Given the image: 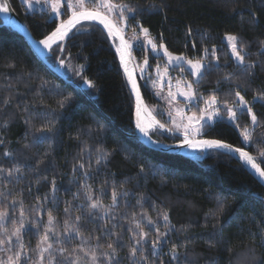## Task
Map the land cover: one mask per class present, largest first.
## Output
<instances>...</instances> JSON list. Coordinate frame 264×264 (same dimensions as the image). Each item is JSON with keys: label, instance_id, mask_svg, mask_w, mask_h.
Segmentation results:
<instances>
[{"label": "trees", "instance_id": "trees-1", "mask_svg": "<svg viewBox=\"0 0 264 264\" xmlns=\"http://www.w3.org/2000/svg\"><path fill=\"white\" fill-rule=\"evenodd\" d=\"M9 1L36 39L61 21L46 10L26 11L21 0ZM112 2L134 10L123 31L127 41L139 22L175 54L193 59L215 50L219 62L205 67L195 81L198 90L229 104L240 92L257 124L244 110L234 122L205 125L202 134L241 146L242 130L249 128L247 150L264 169V0ZM111 17L118 25V16ZM227 33L239 38L243 64L231 59L222 38ZM139 45L131 53L138 60L148 56L150 71L164 65L161 55ZM47 59L66 80L21 35L0 27V212L7 214L0 225L6 241L0 260L19 251L22 264L41 258L49 264L50 254L52 264H92L93 253L96 264H264V187L221 151L209 149L204 157L197 151L192 159L148 148L133 136L134 101L100 26L80 23ZM137 76L147 104L155 103ZM155 116L170 126L162 113ZM149 134L159 142L179 140L158 129ZM93 203L99 207L91 208ZM21 220L20 240L12 236L8 243ZM141 231L147 236L137 244ZM48 245L50 252L42 251Z\"/></svg>", "mask_w": 264, "mask_h": 264}, {"label": "snow or ice", "instance_id": "snow-or-ice-1", "mask_svg": "<svg viewBox=\"0 0 264 264\" xmlns=\"http://www.w3.org/2000/svg\"><path fill=\"white\" fill-rule=\"evenodd\" d=\"M25 4H30V0H24ZM39 2V0H37ZM63 0H44L45 4H49L51 6V11L55 14L56 17H60L62 15L61 11V5ZM85 0H67L66 7L68 10L71 11V15L66 20H61L59 24H57L55 30L44 39L40 40L39 43L42 44L45 48H51L52 43L55 40H63L66 36H68L70 33H72L75 29H77V25L80 24L81 21H93L98 23L99 25H102L103 29L107 30L108 36L112 37L113 35H120L122 29L118 28L116 24L112 22V20L109 18L110 14L117 13L119 15L120 20L126 21L128 17L125 15V12L133 13L134 10L130 8L127 4H115L112 3V0H95V10H89L84 7ZM10 11L9 4L7 0H0V13H7ZM140 31L144 34V36H148L149 29L141 27ZM226 39L229 41V46L232 50L233 56L239 61L240 64L244 63V57L241 55V50L238 49V37L235 35H226ZM147 43L152 46V51L156 52L158 50V46L153 42L152 39H148ZM131 47L130 43L121 37V44L120 47L117 48V53L119 54L120 63L121 66L124 68L125 73L128 75L129 83L131 84L132 90L135 93L136 96V102H137V122H136V128L139 129L141 133H143L145 136L148 135V131L145 128V126L141 123L139 119V114L141 111V105H142V98L140 96L139 86L137 85L136 81L132 77V73L129 72L128 69V63L131 60V52L129 51V48ZM159 49H163L164 55L168 58L169 64H172L174 61H181L184 58L182 56H173L172 53H170L167 48L164 46V44L159 45ZM61 51H63V48L61 47ZM147 59L145 60V64H147ZM186 63L189 65L191 74L196 77H200L203 74L204 70V64L201 61H192L187 60ZM60 64L63 65L64 61L60 60ZM85 83L88 84L90 87L92 86V82L90 80H85ZM187 88L189 89L188 92H181L180 95L185 96L186 99L189 101H192L196 99V93L193 90V86L191 83L187 84ZM169 96H172L174 98V94L169 92ZM235 96L238 98L236 101L233 102V105H226V111L228 113V120L229 121H235L237 119V112L235 109H239L241 112L244 111V109H247V112L249 116L251 117V121L253 125L257 124V117L253 113V110L251 107L248 106V102L245 100L244 96L240 94V92H236ZM206 103L213 107L217 105V97L212 96L210 97ZM221 112L218 108H215L213 111L209 112L207 109H201L200 116L197 117L195 114L188 117V124H176V129L180 130L181 127H183V136L184 139L181 141L182 144L187 145L188 147L194 148V149H208V148H217V149H228L231 151H234L235 153H239V158L241 161L245 162L247 165H250L252 169L255 170V172L258 174V176L261 179H264V169L261 168L260 164H257L255 162V159L252 155H250L247 151H245L243 148H235L233 149V146L230 144H226L222 142L221 140L217 139H201V140H195L193 139V133L199 134L202 132L203 128L205 127V121H213L215 117L221 116ZM193 122H196L198 126L193 127ZM239 127V125H236ZM159 127L163 128L164 125L160 124ZM172 129H169L171 131ZM242 138L243 141L246 144L252 143V131L245 127L242 130ZM7 155V153H6ZM261 157H264V152H261ZM16 171H19V169H16ZM54 183V182H53ZM115 196L116 193H113V199L115 203ZM89 199H92L91 196L88 197ZM99 205L96 203H93L91 205V208L96 209ZM223 209H221L222 211ZM67 211V209L65 210ZM6 213L0 212V225L3 224V221L6 218ZM163 220L167 226L169 221V216L167 212L161 213ZM21 217H23V212H21ZM80 217H76V220L78 221ZM53 221V217L49 216V224H51ZM149 224H152L153 221H148ZM140 225L137 224V228H139ZM174 227V226H172ZM25 228V224L23 220H21L19 227L11 233V236L8 237V243L11 242V237H16L17 241L20 240L21 231ZM7 230L5 229V232ZM79 234V232H77ZM165 234H159V236H163ZM147 236V233L141 231L139 233V239L136 240L137 244H140L142 240H144ZM48 239L47 234L44 236V240L46 241ZM159 241V237L157 241H153V247L155 248L157 243ZM6 241L3 239H0V245L5 244ZM21 248H23V244L20 245ZM51 245H48L47 248L43 249L42 251H49L51 250ZM109 249H112V245L109 244L107 246ZM137 248H132V255H135L137 252ZM61 254L63 253L64 249L59 250ZM173 252V259H176V251L175 249L172 250ZM21 255L22 253L17 251L14 256H9L7 261L0 260V264H22L21 262ZM106 255V254H104ZM112 255H115V250L113 249ZM80 258L77 257V260ZM49 264H52V258L51 254L49 256ZM71 264H75V262H71ZM92 264H96V256L95 253H93L92 257Z\"/></svg>", "mask_w": 264, "mask_h": 264}, {"label": "rangeland", "instance_id": "rangeland-1", "mask_svg": "<svg viewBox=\"0 0 264 264\" xmlns=\"http://www.w3.org/2000/svg\"><path fill=\"white\" fill-rule=\"evenodd\" d=\"M22 3L24 4L26 11H40V10H46L50 12V17H55L59 20H62V15L60 17H56L55 14L51 11V6L49 4H45L44 0H30V4H25L24 0H21ZM90 3V4H89ZM114 3V2H112ZM67 0H63L62 5H61V11L62 14L63 12H70V10L67 9L66 7ZM92 4V8L95 10V0H85L84 7L87 8L86 6H89ZM117 15L118 17L116 18L119 20L118 22V27L122 29V31H125L128 19L126 21H122L119 18V15L117 13H112L111 15ZM125 15L128 17L132 15V13L125 12ZM109 16V17H110ZM141 24L139 22H136V25L132 27V35L135 36L133 39L128 40L130 43L131 47L130 52L134 48V46H137L138 43L142 45L144 51L146 49L151 52V54L158 56L161 55L163 58V63L164 65L158 64L157 66L154 67L152 70H149V58L148 56L144 57L142 60L136 59V57L133 56L134 63L137 67V72L138 75L141 78V83L143 86L149 87L151 89L152 96L154 99H156L155 103H150L148 106H150V109L153 110L154 114L157 113L158 111L160 114L162 113L165 117L166 120L169 121L170 126L168 127L169 129H172L171 131L173 132H178L183 134V127H181L180 130L176 129V124H188V117L192 116L195 114L197 117L200 116V111L201 109H207L209 112L213 111L215 108H218L221 112V116L215 117L213 121H205V125L207 124H214L216 121H219L221 119H225L227 122H230L228 120V113L226 111V105H233L232 103H226L223 101H220L217 99L218 103L217 105L210 107L206 101L212 97V96H204L197 88V85L195 84V81L198 80L199 78L196 76H193L191 74V70L189 65L186 63L187 60H192V61H201L204 64V69L210 63L213 65H216L218 63L217 57H215V50L212 49V51H205L200 58H193L191 59L190 57H187L184 54H175L173 52L172 55L175 56H182L184 59L181 61H174L172 64H169L168 58L164 55L163 49H159V45L161 43H158L152 39L151 36H144V34L140 31L141 29ZM226 35H233L230 33H227L223 35V41L226 44V49H228V53L231 57L232 60L235 61V63L239 64V61L233 56L232 50L229 46V41L226 39ZM148 39H152L153 42L158 46V50L156 52L152 51V46L147 43ZM163 44V43H162ZM139 45V46H140ZM165 46V45H164ZM238 46V45H237ZM208 54L214 55V57H209ZM241 55L243 56V52H241ZM147 59L148 63L145 64V60ZM245 62V60H244ZM148 70L150 72H148ZM204 71V70H203ZM191 83L193 86V90L196 93V99L189 101L188 99L185 98V96L180 95L181 92H188L189 89L187 88V84ZM169 92L174 94V98L172 96H169ZM238 98L236 97L235 101ZM249 106V104H248ZM251 107V106H249ZM238 113H241L239 109H235ZM244 110H247L246 108ZM254 113V112H253ZM248 114V112H247ZM248 117L251 120V117L248 114ZM251 125L252 121H251ZM198 126L196 122H193V127ZM204 129V128H203ZM203 133V130L199 134L193 133V138H196L197 136L201 135ZM6 259H8L9 256L5 255ZM42 259V258H41ZM39 260L36 264H45L43 260ZM7 261V260H6Z\"/></svg>", "mask_w": 264, "mask_h": 264}, {"label": "water", "instance_id": "water-1", "mask_svg": "<svg viewBox=\"0 0 264 264\" xmlns=\"http://www.w3.org/2000/svg\"><path fill=\"white\" fill-rule=\"evenodd\" d=\"M7 2L9 4L10 11L7 13H0V27H8V28H10V30L14 31L17 35H21L22 38L27 43V45L32 48L35 55L37 57H39L40 60L43 61L47 65L48 68L55 71L57 74H59L61 76L62 79L66 80L65 76L63 74V69L58 67L57 64L54 65V67H53L48 62L47 58L50 55V52L53 49V47L57 46L58 44L64 43L68 36H66L62 41L61 40H55L52 43V46L50 49L45 48L42 44L39 43V41L44 39L45 37L49 36L55 30L57 25L53 28L52 31L47 33L46 36L41 37V39H36V38H34L33 34H31V32L28 30L25 23H23V21L21 20L19 15L14 11L10 1L7 0ZM87 9H89V8H87ZM89 10H94V9H89ZM70 15H71V13L69 15H67L66 17H64V19H62V20L68 19V17ZM109 18L118 27L115 20L111 16ZM84 22H91V23L96 24L98 27L100 26L101 29L105 32V34L109 40V43H111L112 48L114 49L115 54L117 55L118 65H120V69L122 71L123 77H125V79H126L127 86L130 90L132 100L134 101L133 110H132L133 111L132 123H133V128H134V132L132 133L133 136H135L144 146H147L148 148H152V149L160 151V152L164 151V152L170 153L172 155L176 154V155H180V156H184V157H189L192 159L195 158V153L197 151H201L202 157L206 156V152L209 151V149H214V150H217L219 152L221 151V152L229 155L231 158H233L239 165L242 166L243 169H245L251 176L254 177L255 180H257L264 187V179H261L258 176V174L255 172V170L251 168L250 165H247L245 162L240 160L239 153H235L234 151H231L228 149H222V148L221 149L208 148V149L201 150V149H194V148L188 147L187 145L181 143V141L184 139L183 134L178 133V132H174V131L173 132L169 131V128L166 125H164L162 122L158 121V119L155 116V114L153 113V111L150 110V108L146 102V99H144V97H143L142 89L139 86V80H138V76H137V67L134 63L133 56L131 53V60L128 63V69H129V72L132 73L133 79L136 81L137 85L139 86L140 96L142 98V105H141V111L139 114V119H140L141 123L145 126V128L147 129L148 135L145 136L143 133H141L139 131V129L136 128V122L138 119L136 96L132 90L131 84L129 83L128 75L125 73L124 68L121 66L119 54L117 53V48H119L120 44H121V37H123V39L126 40L124 32L121 31L120 35H118V36L113 35L112 37H109L107 30L103 29L102 25H99L98 23L93 22V21H81L80 23H84ZM129 51H130V49H129ZM160 124H163L164 127L163 128L159 127ZM152 129H158V130H160V132L162 131V132L169 133L170 135H176L177 137H179V140L173 141V143L159 142V141L155 140L154 138H152L151 135L149 134ZM193 139L201 140V139H215V138H210V137L207 138V137H204L203 134H201V135H199ZM222 142H224V141H222ZM224 143L229 144L227 142H224ZM230 145L233 146V149L238 148V147L243 148L250 155H252L255 159V156L247 150L249 144H246L243 142V144H241V146H236L233 144H230ZM255 162H256V159H255Z\"/></svg>", "mask_w": 264, "mask_h": 264}, {"label": "flooded vegetation", "instance_id": "flooded-vegetation-1", "mask_svg": "<svg viewBox=\"0 0 264 264\" xmlns=\"http://www.w3.org/2000/svg\"><path fill=\"white\" fill-rule=\"evenodd\" d=\"M137 74H138V72H137ZM149 108H150V106H149ZM151 110V109H150ZM153 111V110H152ZM154 113V112H153Z\"/></svg>", "mask_w": 264, "mask_h": 264}]
</instances>
